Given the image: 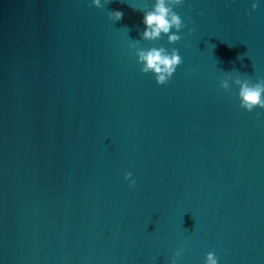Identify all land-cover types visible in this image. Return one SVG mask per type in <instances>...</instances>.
I'll list each match as a JSON object with an SVG mask.
<instances>
[{"label":"water","instance_id":"1","mask_svg":"<svg viewBox=\"0 0 264 264\" xmlns=\"http://www.w3.org/2000/svg\"><path fill=\"white\" fill-rule=\"evenodd\" d=\"M153 4L0 0V264H264V108L234 83L264 79V0H183L175 43L141 39Z\"/></svg>","mask_w":264,"mask_h":264},{"label":"clouds","instance_id":"2","mask_svg":"<svg viewBox=\"0 0 264 264\" xmlns=\"http://www.w3.org/2000/svg\"><path fill=\"white\" fill-rule=\"evenodd\" d=\"M110 2L111 0H103V3L102 0H91V4L98 8H104ZM182 3L183 0H154L151 9H147L146 7L141 9L143 12L142 23L145 25L141 39L149 41L157 40L164 34L167 35L169 43L179 41L181 36L177 33L185 27V24L174 8L182 5ZM189 7L191 6L189 5ZM257 7V3H252V9H256ZM108 16L113 21H118L123 18V12L109 10ZM188 19H191V17ZM172 29L176 31L172 32ZM193 31L194 29H189V33ZM134 43L138 44L139 40ZM136 55L138 57L137 63L142 65L141 71L143 73H153L157 84L160 85L166 84L176 71L177 66L182 63V58L176 48L171 49V52H168L163 46L151 47L149 49L136 48ZM228 73L230 75L231 72ZM234 83L239 86L238 96L242 108L249 112L256 107L264 108V79H259L253 83L248 79H241L238 76ZM221 87L228 90L229 81L227 79L223 80ZM257 115L259 116L260 113H257ZM125 179L129 180L130 186L136 184L135 179H132L131 172L125 173ZM181 254L182 250H177L174 256L179 257ZM171 264H176V260L172 259ZM205 264H217V257L213 251L207 253Z\"/></svg>","mask_w":264,"mask_h":264}]
</instances>
